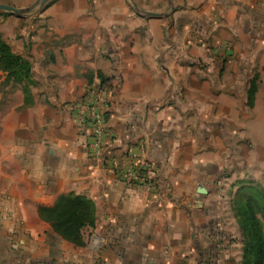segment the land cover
Masks as SVG:
<instances>
[{"label": "crops", "instance_id": "1", "mask_svg": "<svg viewBox=\"0 0 264 264\" xmlns=\"http://www.w3.org/2000/svg\"><path fill=\"white\" fill-rule=\"evenodd\" d=\"M44 13L6 42L34 84L0 79V264H241L220 258L211 211L225 191L264 189V0H54ZM99 75L112 104L102 159L79 121ZM136 159L153 162L151 185L111 169ZM71 192L96 204L83 246L39 213ZM26 238L50 242L26 262Z\"/></svg>", "mask_w": 264, "mask_h": 264}, {"label": "trees", "instance_id": "2", "mask_svg": "<svg viewBox=\"0 0 264 264\" xmlns=\"http://www.w3.org/2000/svg\"><path fill=\"white\" fill-rule=\"evenodd\" d=\"M0 69L7 73L8 79L13 78L17 83L31 80L29 61L14 53L1 38ZM99 76L104 83L105 79ZM247 97L248 105L252 107L256 97L255 81H252ZM236 197V216L245 237L241 264H264V229L258 216L261 212L264 218V189L248 186L238 190ZM39 213L65 240L83 246V230L95 225L96 204L86 196L71 192L60 195L51 207H40Z\"/></svg>", "mask_w": 264, "mask_h": 264}, {"label": "rangeland", "instance_id": "3", "mask_svg": "<svg viewBox=\"0 0 264 264\" xmlns=\"http://www.w3.org/2000/svg\"><path fill=\"white\" fill-rule=\"evenodd\" d=\"M8 1H13V2H18L17 0H0V2L3 3H10ZM36 1V0H35ZM54 0H49L48 2H46V4L44 6H37L35 8H33L31 11L19 16V18H22V21H19V23L16 25L15 24H8L7 20L8 18H13V16L15 17L16 15H12L9 13H1L2 18H0V38L2 40H4L5 42L7 41H12V40H17V38H19L20 35L19 34V30L22 29L23 27H30L31 33H36V31L40 28H42L43 26H46L45 23V19H46V14L44 13V11L53 3ZM34 3V2H33ZM17 8H25L22 6H15ZM171 9L170 5H167L166 3H164L160 8L159 11H164V12H169ZM3 12V11H1ZM21 37V36H20ZM27 59V58H26ZM31 65V70H32V62L31 59H27ZM3 82L1 84V86H7L9 85V83H13V86L17 85L16 81L13 80V78L8 79L7 78V73L3 70L0 69V79L3 78ZM34 79H31L30 81L27 80L24 83L27 84L28 87L32 86L34 84ZM97 82H100L101 85L106 87V90L108 89V81L105 80L104 83H101V79H99ZM20 84V83H19ZM96 82H90L89 87H90V91L91 92L92 88L95 86ZM89 95V94H88ZM87 98V95L85 97V99ZM84 103V102H83ZM225 194V198H223L222 200H214L213 203L215 204L213 207V210L211 211V215L212 218L214 220H217L216 222H214L213 227L214 229V234H216V248L218 250V253H220V258H226L228 259V253L233 254L234 255V262L240 259V261L242 260V249H243V245L245 242V237L240 229L239 223H238V217L236 216V209H235V200H236V195L237 192H233V191H225L223 192ZM203 196H205L206 194H201ZM217 197V196H216ZM202 202V201H200ZM198 202V204L200 203ZM203 205V203H202ZM258 216L259 219L262 222L263 225V229H264V218L262 216L261 212H258ZM43 230V229H42ZM222 230V231H220ZM44 231H50L49 228L45 229ZM90 231L87 230L85 231V234L88 235V237H91V233H89ZM226 232V233H225ZM53 237V240H56V237H54L53 235H51ZM226 236L225 239H223ZM40 237V236H39ZM48 238V237H47ZM95 239H93L94 241ZM50 242V239H46L43 240L41 238H36V239H32V238H26L25 240V250H26V262L27 261H31L28 260L29 256L27 255V253H32V250H36L37 251H44L48 246L47 244ZM209 241H207L206 244H208ZM209 245V244H208ZM219 248L221 249V252H219ZM32 256V255H31ZM32 258V257H31ZM219 258V260L221 261V259Z\"/></svg>", "mask_w": 264, "mask_h": 264}, {"label": "built area", "instance_id": "4", "mask_svg": "<svg viewBox=\"0 0 264 264\" xmlns=\"http://www.w3.org/2000/svg\"><path fill=\"white\" fill-rule=\"evenodd\" d=\"M102 83V82H101ZM112 106L106 87L96 82L89 96L80 106L79 121L84 126L90 136L88 146L92 155L97 159H102L103 153L110 136L106 127V110ZM111 169L118 173V177L125 183L137 185H151L154 164L147 159H136L120 168L118 162H110ZM103 264V263H98ZM105 264V263H104Z\"/></svg>", "mask_w": 264, "mask_h": 264}, {"label": "water", "instance_id": "5", "mask_svg": "<svg viewBox=\"0 0 264 264\" xmlns=\"http://www.w3.org/2000/svg\"><path fill=\"white\" fill-rule=\"evenodd\" d=\"M49 0H36L33 4H31L28 7L25 8H17L11 4L8 3H3L0 2V11H5V12H9L11 14H14L16 16H21L29 11H31L33 8L37 7V6H44L46 4V2H48ZM170 3H172V0H169ZM177 10L176 7L172 6L171 11L175 12ZM148 16L151 17H162V16H167V14H161V13H152V12H148L147 13ZM208 192V190L204 187H201L199 190L200 194H206Z\"/></svg>", "mask_w": 264, "mask_h": 264}]
</instances>
